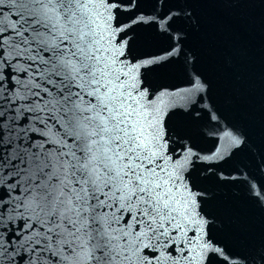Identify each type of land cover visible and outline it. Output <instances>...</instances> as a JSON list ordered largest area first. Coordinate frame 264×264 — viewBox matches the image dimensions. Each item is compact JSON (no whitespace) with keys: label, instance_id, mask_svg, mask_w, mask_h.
I'll list each match as a JSON object with an SVG mask.
<instances>
[{"label":"water","instance_id":"obj_1","mask_svg":"<svg viewBox=\"0 0 264 264\" xmlns=\"http://www.w3.org/2000/svg\"><path fill=\"white\" fill-rule=\"evenodd\" d=\"M0 264H264V0H0Z\"/></svg>","mask_w":264,"mask_h":264}]
</instances>
